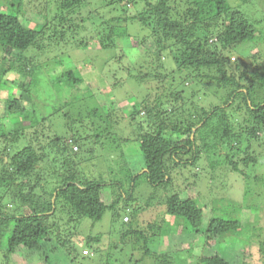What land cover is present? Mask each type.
Segmentation results:
<instances>
[{
    "label": "trees",
    "instance_id": "16d2710c",
    "mask_svg": "<svg viewBox=\"0 0 264 264\" xmlns=\"http://www.w3.org/2000/svg\"><path fill=\"white\" fill-rule=\"evenodd\" d=\"M2 1L0 85L13 70L19 71L24 81L17 83V94L5 98L0 117V138L6 145L0 150L1 259L8 263L11 256L22 253L25 257L17 264H188L189 248L167 251L159 244L160 237L187 232L189 226L198 228V237H205L206 249H211L214 241L219 245L226 237L238 235L244 237L238 243H250L252 232L247 235L240 230L246 216L242 210L240 221L212 218L203 228V211L196 199L179 194L159 202L158 206H164L162 221L153 219L151 213L141 225L140 212L154 206L148 203L151 198L146 203L138 202L135 190L142 178L153 188L171 184L179 164L195 169L205 165L206 178L212 182L230 171L245 183L264 184V175L254 170L264 168V161L258 158L263 154L264 144L263 150L259 146L264 140L259 145L254 143L264 133V9L253 8L250 14L243 9L248 0L236 5L232 0H60L59 15L48 13L50 18L46 17L42 30L37 31L23 21L25 9H29L26 0ZM36 11L40 14L43 9ZM109 13L113 16L108 17ZM132 25L139 28L134 35L128 33ZM92 31L97 34H90ZM77 37L85 45L94 43L101 50L122 52L118 59L110 57L113 61L105 64L106 69L112 63L118 66L113 64L120 71L112 77L121 82L120 86L131 79L137 83L136 88L146 85V92H153V83H163L158 93L162 102L154 105L145 92L141 100L132 102L131 110L124 108L131 119L125 125L134 127L133 139L143 157V174L133 175L128 169L124 179L107 180L116 166L120 170L116 168V173L123 169L126 156L122 152L117 159L115 151L129 139L119 134V126L115 128L118 119L114 108L110 111L95 102L93 93L86 97L80 90L83 85V89L93 88L86 84L88 79L65 68L58 57L47 67L49 75L57 72L51 80L39 74V69L28 68L24 60L25 53L39 49L38 45L44 47L45 42L55 47L72 43L79 47ZM124 39H130V47L136 49L134 56L129 57ZM252 43L257 52L244 60L236 46ZM107 79L102 72L98 88L103 84L102 94L111 97L113 87ZM173 86L181 95L175 93L174 98L165 97L168 101H164L162 95ZM52 87L62 94L72 92L73 101H66L65 107L70 108L72 118L79 115L78 120L87 125L75 128L64 121L63 128L71 138L53 137L61 148L38 140L40 133L36 135L38 144L30 139L25 147L17 148L10 136L19 143L28 141L26 134L32 126L56 133L51 124L54 112L48 113L46 105L41 112L36 104L46 103L42 94L53 96ZM50 89L51 95H46ZM77 90L82 95L77 96ZM152 95L157 96L154 92ZM8 125L12 133H8ZM51 148L63 154L62 166L39 170ZM75 148L89 153L86 158L91 157L88 161L94 165L91 175L74 160ZM219 149L228 153L218 156L215 151ZM188 156L191 158L184 160ZM258 191L259 197L264 194L261 187ZM83 248H88L90 255L83 253ZM260 254L264 260V242ZM196 264L232 263L217 252Z\"/></svg>",
    "mask_w": 264,
    "mask_h": 264
},
{
    "label": "rangeland",
    "instance_id": "374dc122",
    "mask_svg": "<svg viewBox=\"0 0 264 264\" xmlns=\"http://www.w3.org/2000/svg\"><path fill=\"white\" fill-rule=\"evenodd\" d=\"M3 4V1L0 0ZM60 0H26L29 9H25L26 14L23 19L24 23L29 25L32 29L40 31L42 30L44 24L46 23L45 18L48 17V13H50V16L57 15V5ZM92 0H90L91 2ZM233 4H240L241 0H232ZM31 4V5H30ZM95 6L98 7L96 1ZM38 8L43 9L42 13H38L36 10ZM264 9V0H248L247 3L243 6V9L245 11H248L250 14H253L251 12V9ZM133 9V8H132ZM59 15V14H58ZM84 17L86 16V13L82 14ZM50 16L48 18H50ZM113 16V14L109 13L108 17ZM47 22H50L47 21ZM51 27L49 29L45 30L49 34V31H51ZM138 27L135 25H132L129 27L128 33L131 35H134L138 31ZM90 34H97V32L92 31ZM80 38L77 37L75 43L79 45V47L72 43L70 46L66 47L64 45L60 47H55L52 44H47V42L44 43V47L38 45L40 48H35L34 50H30L27 53H25V59L27 60V63H29L28 68H37L39 69V74H42V76L47 77V79L51 80L54 79V76H57V72H55V75H49L47 73V67L49 65H52L54 62V59L58 57L59 59H63L64 63L66 64L65 68L73 69L74 71H78L81 76L88 79L86 80L87 85H91L93 88L83 89L84 85L80 90L84 91L86 94V97H89L91 93H93L96 98L95 102L99 103L104 106H108L109 110L111 111V108H114L115 117L117 115L118 124L115 126L118 127V132L120 135H123V137H127L129 140L126 143L119 144L118 146V152L115 151V158L120 159V154L123 152L125 157V165L121 172L116 173V168L119 170V167L116 166L115 170L113 169L114 174L110 175V177H107V180H122L127 175L128 169H131V172L133 175L137 174H143L144 169V161L142 154L139 149V144L137 141H135L134 135H132V131L134 127H127L125 123L129 122L131 119L129 114H127L124 111V108L127 110H131V106H133L134 101L141 100L143 95L146 92V89L148 87L146 85H142V87H137V83H134L133 80H124V85L120 86L119 82H116L112 76L119 73L120 69H118L117 65L112 63L111 66H109L108 69H106V63L110 61H113L115 59H118L119 56L122 55V52L117 50H101L99 45L93 43V45H85L80 42ZM122 41V40H121ZM129 53L131 55H135L136 53H132L136 51L134 47H130L131 41L130 39H124L123 40ZM122 41V43H123ZM132 45V44H131ZM236 49L239 50L240 54H242L244 60H248L250 56L254 55V53L257 52L256 46L252 44H238L236 46ZM113 60H111L110 57H114ZM1 57V54H0ZM26 63V64H27ZM124 64L128 63L123 60ZM248 64H251L250 61H247ZM116 66H114V65ZM103 65V66H102ZM111 67V68H110ZM117 68V69H116ZM130 70V69H128ZM170 71L171 68H168ZM117 71V73H116ZM153 73L154 70H150ZM103 74L109 79H107L109 86L113 87V92L111 93V97L108 96L107 93L104 92V85L101 84L100 88L98 78L100 77V74ZM124 72V71H123ZM98 78H97V74ZM123 74V73H122ZM125 75V74H123ZM4 84L0 85V117L4 110V103L5 98H7L11 94H17V83L24 81V77H22V74L19 73L17 70L10 71L7 73L4 77ZM56 79V78H55ZM26 80V79H25ZM162 81H156L153 83V92L157 96H153V92L148 90L146 93L148 94L149 101L153 104L159 102L158 99H160V93L162 91ZM187 85V84H185ZM184 85V87H185ZM86 86V85H85ZM174 88H170L171 91L167 92L166 94L162 95V98L164 101H168L169 99L174 98L175 93H178L181 95L180 91H176L175 86ZM52 97H46L44 94L41 95L42 99L46 103H42V105L39 103L37 104V109L39 111H45L47 110L48 113L54 112V116L51 117V124L54 125V128L56 129V133H50V131H46L43 129L42 126H32L31 129L27 131L26 137L27 140L24 139L22 142L14 141L13 137L10 136V139L12 141V144L16 146L17 148L25 147L28 142H30V139H34L36 141V135L40 133V136L38 140L40 139L41 142H44L46 145H55V146H61L59 142H57L53 138L54 135L64 136L65 140L68 138H71L67 135V132L64 130V121L68 124H73L75 128H81L83 126H86L87 124L81 120H78L79 115H74V120L71 117L70 114V108L65 107L66 101H73L72 98L73 95L72 92H63V94L57 90V87H52ZM180 88V86H179ZM101 89V90H100ZM183 89V88H182ZM41 91H44L42 87H40ZM58 91V92H57ZM91 91V92H90ZM51 89L46 95H51ZM75 94H79V90L77 92H74ZM172 93V94H171ZM76 96V97H77ZM107 96V97H106ZM130 100V101H129ZM182 101V100H181ZM90 102V101H89ZM92 102V101H91ZM133 102V103H132ZM167 103V102H166ZM93 105V103H90ZM41 105V106H40ZM46 105L48 109L42 110L43 106ZM155 105V104H154ZM30 107L27 105V108ZM31 109V108H29ZM107 110V109H106ZM105 110V111H106ZM193 111V110H192ZM68 115V116H67ZM145 116V115H143ZM30 124H27L29 126ZM46 127L48 125L46 124ZM8 133H12V126L8 125L7 127ZM116 129V130H117ZM123 132V133H122ZM44 133V137L41 136V134ZM264 134V133H263ZM260 137V139L254 143H257L258 145L263 142V137ZM116 135V133H115ZM131 135V136H130ZM120 137V136H119ZM59 138V137H58ZM245 143L247 142V139L244 140ZM10 142V140H9ZM38 141L35 142L34 145H36ZM19 143V144H18ZM38 144V143H37ZM248 144H252L251 141H248ZM263 144H260L261 150H263ZM235 146V143L233 144ZM5 142L3 138H0V150L5 148ZM38 146V145H37ZM91 146V145H90ZM222 145H219L220 148ZM253 146V144H252ZM61 148V147H58ZM54 148H51L48 152V157H46L43 162L39 166V170H49L58 166H62V158L63 154L58 153L57 150L53 151ZM52 150V151H51ZM75 153H72V156L75 157V161L77 164L84 165L83 169L87 172V174L91 175L89 172L94 166L91 161H88L89 156L88 154H85L81 149L77 151L74 149ZM99 153L101 152V149L99 148ZM120 152V153H119ZM216 155H226L228 152H226V149H219V152L215 151ZM114 154V153H112ZM97 156V155H95ZM107 156H111V154H107ZM58 159V162H56L54 159ZM191 157H186L185 159H190ZM258 158L264 161V151L262 155H258ZM109 159L107 157L105 160ZM89 162V163H88ZM84 163V164H83ZM87 163V164H86ZM199 164V163H198ZM58 165V166H57ZM98 165V163H97ZM96 165V166H97ZM180 165V164H179ZM176 166L174 168V172L172 173L173 176V182L169 185H162L158 188L151 187L144 178H142L140 181L138 180L137 188L135 190L136 198L139 200L140 203H146L148 199H152L150 202H148L151 206H154L153 209H150L148 211L144 210L140 212V224L142 225L143 218L150 217V214L153 213V219H157L158 221H162L163 218V207L164 206H158L159 202L164 199L165 197L172 195V194H179L181 197H192L196 199L197 205L199 208L203 211V219L201 223V227L205 228L207 223L212 218H222V219H229L228 217H231L232 219L241 220L242 219V213H245L246 216L242 222V234H247L249 231L252 232L254 237L251 239L249 244H243L238 243L239 239H243L244 237L242 235L233 236V237H226L224 240L220 241V244H215L211 247V249H206V241L205 237H198V228H194L193 226H189L187 229V232L182 233L181 230L178 232H175V234L170 233L164 235L163 237H160V248L163 250H184V249H190L189 250V257H191V261L188 264H196L198 260L206 257H210L217 252L222 255V257L231 262L232 264H263L264 260L262 259V255L260 254V248L262 242H264V194L259 197V191L260 187L263 188V183H257L252 181L251 183H245V180L239 178V174L231 173L230 171L223 172V176L220 179H215L213 182L211 179L206 178V175L208 174V170L205 165L202 167L192 166V165H186L185 167H179ZM95 166V167H96ZM264 166V164H263ZM102 169L105 168V165L101 163ZM127 168V170H126ZM255 171L261 173L264 175V168L259 167L255 168ZM259 170V171H258ZM120 171V170H119ZM99 172V171H98ZM130 173V171H129ZM223 179H229L227 182L223 181ZM222 180L223 182H221ZM34 184V183H33ZM32 184V185H33ZM150 206V207H151ZM245 206V207H243ZM161 209H160V208ZM152 208V207H151ZM157 210H156V209ZM238 210V211H234ZM240 210H242L240 212ZM125 215V214H123ZM170 220V219H169ZM166 225H170L169 222L165 221ZM247 225V226H246ZM253 230H250V229ZM177 234V235H176ZM195 236V239H194ZM252 237V236H250ZM212 242V241H209ZM187 245V247H186ZM83 253L85 251L90 250L88 248H83ZM56 250V249H55ZM58 251L56 250V253ZM20 255H13L11 256V260L4 261V259L0 258V264H17L23 260V257H25L24 254L19 253ZM59 254V253H58ZM90 255V254H89Z\"/></svg>",
    "mask_w": 264,
    "mask_h": 264
},
{
    "label": "clouds",
    "instance_id": "9594fccd",
    "mask_svg": "<svg viewBox=\"0 0 264 264\" xmlns=\"http://www.w3.org/2000/svg\"><path fill=\"white\" fill-rule=\"evenodd\" d=\"M85 254H89V251H87V252L85 251Z\"/></svg>",
    "mask_w": 264,
    "mask_h": 264
},
{
    "label": "built area",
    "instance_id": "2783aa9c",
    "mask_svg": "<svg viewBox=\"0 0 264 264\" xmlns=\"http://www.w3.org/2000/svg\"><path fill=\"white\" fill-rule=\"evenodd\" d=\"M75 149H77V148H75ZM127 220V219H126Z\"/></svg>",
    "mask_w": 264,
    "mask_h": 264
}]
</instances>
